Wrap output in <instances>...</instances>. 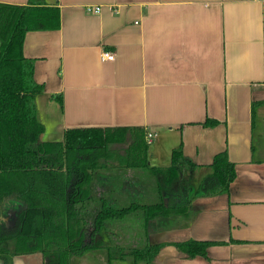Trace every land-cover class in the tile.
Wrapping results in <instances>:
<instances>
[{"label":"crops","instance_id":"1","mask_svg":"<svg viewBox=\"0 0 264 264\" xmlns=\"http://www.w3.org/2000/svg\"><path fill=\"white\" fill-rule=\"evenodd\" d=\"M44 3L59 8V29L27 32L22 46L44 87L35 98L41 141L59 142L67 128L141 127L155 133L149 166H168L179 146L199 166L195 179L221 151L235 164L228 193L198 199L189 219L147 228L138 210L107 226L108 240L166 243L154 264H264V0ZM90 5L100 12L87 13ZM109 52L114 59L103 61ZM58 95L62 103L52 99ZM206 120L217 123L205 127ZM124 177L134 196L153 197L151 188L136 187L131 170ZM188 239L222 244L207 258L185 259L170 244ZM42 263L37 252L13 258Z\"/></svg>","mask_w":264,"mask_h":264},{"label":"trees","instance_id":"2","mask_svg":"<svg viewBox=\"0 0 264 264\" xmlns=\"http://www.w3.org/2000/svg\"><path fill=\"white\" fill-rule=\"evenodd\" d=\"M59 27V8L44 0L0 3V262L13 264L15 256L37 252L42 264H70L72 257L101 249L108 262L154 264L166 243L108 244L114 233L106 227L129 221L138 210L147 228L187 220L198 199L228 193L235 164L221 151L195 179L199 166L186 161L179 146L168 166H149L141 127L67 128L59 142L41 141L35 98L44 87L34 81V62L22 46L27 32ZM52 99L62 103L60 95ZM129 170L137 188L153 190L151 199L131 193L134 182L124 177ZM220 244L188 239L170 245L194 259L207 258V249Z\"/></svg>","mask_w":264,"mask_h":264},{"label":"rangeland","instance_id":"3","mask_svg":"<svg viewBox=\"0 0 264 264\" xmlns=\"http://www.w3.org/2000/svg\"><path fill=\"white\" fill-rule=\"evenodd\" d=\"M119 240H121V239L118 238V241ZM109 243L111 244V241H108V244ZM125 246L131 247L133 245L131 244V246H129V245H125ZM97 250L90 251L87 254H85L84 256H81L80 258L79 257H72L70 259V264H141V263H134L132 261L131 262H123V261L108 262V260L106 258L104 259L105 253L102 250H98V251Z\"/></svg>","mask_w":264,"mask_h":264},{"label":"built area","instance_id":"4","mask_svg":"<svg viewBox=\"0 0 264 264\" xmlns=\"http://www.w3.org/2000/svg\"><path fill=\"white\" fill-rule=\"evenodd\" d=\"M100 9H101L100 6H96V5H94V6L90 5L89 7H85V11L87 13H89V14L90 13L98 14L100 12ZM101 59L103 61H108L109 62V61L114 59V55L112 53H110V52L109 53H104V54H102ZM154 138H155V133L146 131L145 142H146L147 145L151 144L153 142Z\"/></svg>","mask_w":264,"mask_h":264},{"label":"water","instance_id":"5","mask_svg":"<svg viewBox=\"0 0 264 264\" xmlns=\"http://www.w3.org/2000/svg\"><path fill=\"white\" fill-rule=\"evenodd\" d=\"M9 216H10V213H8L7 216H6L5 218H3V221H4V222H8L7 220H8V217H9Z\"/></svg>","mask_w":264,"mask_h":264},{"label":"flooded vegetation","instance_id":"6","mask_svg":"<svg viewBox=\"0 0 264 264\" xmlns=\"http://www.w3.org/2000/svg\"><path fill=\"white\" fill-rule=\"evenodd\" d=\"M6 224L8 225V223L6 222Z\"/></svg>","mask_w":264,"mask_h":264},{"label":"bare ground","instance_id":"7","mask_svg":"<svg viewBox=\"0 0 264 264\" xmlns=\"http://www.w3.org/2000/svg\"><path fill=\"white\" fill-rule=\"evenodd\" d=\"M113 53V52H112ZM104 63V62H103Z\"/></svg>","mask_w":264,"mask_h":264}]
</instances>
